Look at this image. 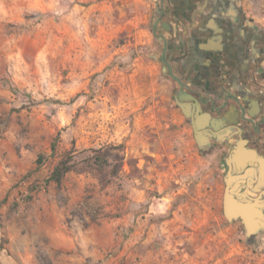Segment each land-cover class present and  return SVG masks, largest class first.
Returning a JSON list of instances; mask_svg holds the SVG:
<instances>
[{"label":"rangeland","instance_id":"374dc122","mask_svg":"<svg viewBox=\"0 0 264 264\" xmlns=\"http://www.w3.org/2000/svg\"><path fill=\"white\" fill-rule=\"evenodd\" d=\"M242 3L264 44V0ZM151 5L0 0V264H264L174 102Z\"/></svg>","mask_w":264,"mask_h":264},{"label":"flooded vegetation","instance_id":"af4514ba","mask_svg":"<svg viewBox=\"0 0 264 264\" xmlns=\"http://www.w3.org/2000/svg\"><path fill=\"white\" fill-rule=\"evenodd\" d=\"M153 3L151 33L160 45L163 72L174 84V102L178 90L193 97L183 100L191 116H185L175 102L177 108L191 128L199 115L195 113L197 102L200 114L209 113L211 118L203 120L209 144L202 150L218 148L223 185L227 156L236 146L247 151L252 161L240 174L247 173V181L251 183L247 189L251 197H256L264 191V185L255 188L261 163L253 162L255 158L264 160L262 29L246 12L242 0H153ZM225 113L227 123L212 127V118ZM193 138L196 143L194 133ZM260 198L264 199V193ZM235 220L242 224L240 219Z\"/></svg>","mask_w":264,"mask_h":264},{"label":"water","instance_id":"95a60500","mask_svg":"<svg viewBox=\"0 0 264 264\" xmlns=\"http://www.w3.org/2000/svg\"><path fill=\"white\" fill-rule=\"evenodd\" d=\"M172 76L180 82L179 78L172 74ZM193 98L192 95H187L185 91L178 90L175 96V102L180 107L185 116H191V112L184 107L183 100L187 97ZM195 113L196 120L192 121V130L200 150L204 149L209 144V137L207 135L208 129L204 126L205 122L210 119L209 113H201L199 102L196 103ZM227 113L219 118H212V127L217 128L218 125L227 123ZM203 120L205 122H203ZM229 130V128H228ZM251 158L244 149L236 146L227 156L226 162L228 170L224 175V191L222 196V210L223 214L228 220L240 219L245 228V233L248 238L255 236L264 229V199L260 198L264 191H261L256 197H251L247 186H251L250 181H247V173H241L246 165L251 162ZM253 162H260L259 173L256 175V189L264 185V160L262 158H255ZM241 188H244L241 190Z\"/></svg>","mask_w":264,"mask_h":264},{"label":"trees","instance_id":"16d2710c","mask_svg":"<svg viewBox=\"0 0 264 264\" xmlns=\"http://www.w3.org/2000/svg\"><path fill=\"white\" fill-rule=\"evenodd\" d=\"M100 157V155H98ZM73 169V164L67 158H61L52 170L49 179L59 183L65 173Z\"/></svg>","mask_w":264,"mask_h":264},{"label":"crops","instance_id":"0c3cea01","mask_svg":"<svg viewBox=\"0 0 264 264\" xmlns=\"http://www.w3.org/2000/svg\"><path fill=\"white\" fill-rule=\"evenodd\" d=\"M150 2H151V4H152L151 7H152V10H153V6H154L153 0H150ZM152 10H151V14H152ZM218 126H222V125H218ZM218 139L221 140L222 138H218Z\"/></svg>","mask_w":264,"mask_h":264}]
</instances>
